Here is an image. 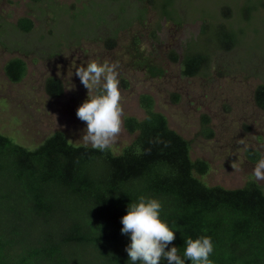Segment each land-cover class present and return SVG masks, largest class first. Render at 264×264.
Listing matches in <instances>:
<instances>
[{
    "label": "trees",
    "instance_id": "16d2710c",
    "mask_svg": "<svg viewBox=\"0 0 264 264\" xmlns=\"http://www.w3.org/2000/svg\"><path fill=\"white\" fill-rule=\"evenodd\" d=\"M30 1L38 4L44 0ZM99 1L102 17L106 4L125 13L119 17L120 26L105 40L110 46L119 30L144 22L145 5L157 13L156 30L162 20L176 25L183 22L174 0ZM233 2L238 7L257 2L253 7L247 5L251 13L264 9V0ZM137 4L141 8L126 14L127 7L133 9ZM220 9L222 18L214 22L199 18V35L183 44L182 76H209L213 55L237 46L236 33L230 27L232 8L222 5ZM16 28L28 33L33 23L20 18ZM139 42L134 37L130 47L136 64L151 77L161 76L162 70L139 52ZM172 54V61H177ZM3 72L9 82L19 83L26 74L25 62L12 58ZM44 88L51 98L63 92L61 81L54 77L45 80ZM254 103L264 111V84L256 87ZM138 104L144 118H124V129L135 138L119 154L73 145L58 132L34 149L0 134V264H132L125 251L130 234H122L121 219L142 195L161 202L160 219L176 237L169 249L177 247L182 259L188 238L208 236L214 246L213 264H264L262 187L252 180L233 190L207 186L202 177L209 172L208 163L191 159L189 141L169 128L166 117L154 110L150 95H140ZM208 123V117L202 115V131L211 136ZM248 155L253 161L259 159L258 153L248 151ZM160 264L167 261L162 259ZM185 264L192 262L185 259Z\"/></svg>",
    "mask_w": 264,
    "mask_h": 264
},
{
    "label": "rangeland",
    "instance_id": "374dc122",
    "mask_svg": "<svg viewBox=\"0 0 264 264\" xmlns=\"http://www.w3.org/2000/svg\"><path fill=\"white\" fill-rule=\"evenodd\" d=\"M226 1L174 0L183 22L176 25L162 21L159 30L155 29L157 13L145 5L144 22H133L119 30L115 44L110 46L105 40L125 16L114 4H106L102 17L99 0H44L38 4L0 0V134L28 149L36 148L56 132L73 145H83L79 139L86 123L78 119L76 111L88 92L75 71L92 60L108 61L118 74L122 120L143 119L138 98L150 95L154 110L166 117L169 128L189 141L191 159L208 163L209 172L202 177L207 186L233 190L252 180L264 192V181L252 175L258 161L248 155L252 151L260 158L264 156V112L254 103L256 87L264 84V9L251 13L247 5L253 7L257 2H244L239 8L235 0ZM222 5L232 8L230 27L236 33L237 46L213 55L209 76H181L180 64L171 60L170 52L180 56L183 44L199 35V18L212 22L222 18ZM132 8L127 7L126 14L141 5ZM20 18L32 21L30 32L16 28ZM134 37L140 41L139 52L163 71L161 77H151L147 69L136 64L130 50ZM15 57L26 65L25 77L19 83L9 82L3 72L5 63ZM48 77L61 81L60 97L46 94ZM202 115L209 119L211 136L202 131ZM134 138L135 134L128 133L122 124L109 149L119 154ZM238 159L242 163L237 171L231 164Z\"/></svg>",
    "mask_w": 264,
    "mask_h": 264
},
{
    "label": "clouds",
    "instance_id": "9594fccd",
    "mask_svg": "<svg viewBox=\"0 0 264 264\" xmlns=\"http://www.w3.org/2000/svg\"><path fill=\"white\" fill-rule=\"evenodd\" d=\"M75 75L88 92L87 99L76 111L78 119L86 123L79 140L85 147L90 145L103 152L116 142L123 124L118 74L108 61L92 60L86 66L77 67ZM241 163L238 159L231 167L238 171ZM252 175L257 181H264V156L255 164ZM161 208L159 200L142 195L137 203L128 206L127 214L122 217L121 232L130 234L131 242L125 251L132 264L138 261L141 264H160L162 259L167 264H185V259L192 264H213L210 259L214 251L211 237L188 238L184 259L178 254L177 247L169 249L176 237L175 232L160 219Z\"/></svg>",
    "mask_w": 264,
    "mask_h": 264
},
{
    "label": "flooded vegetation",
    "instance_id": "af4514ba",
    "mask_svg": "<svg viewBox=\"0 0 264 264\" xmlns=\"http://www.w3.org/2000/svg\"><path fill=\"white\" fill-rule=\"evenodd\" d=\"M145 10H146V11H145V15H146V14H147V9L145 8ZM162 21H166V20H162ZM182 21H183V20H182ZM166 22H167V21H166ZM168 22H169V21H168ZM154 32H155V31H154ZM181 52H182V49H181ZM172 53H175V52H174V51H171V52H170V57L173 55ZM175 54H176V53H175ZM176 55H177V54H176ZM177 57H178V58H177V61H175V62H179V64H180L181 53H180V56L177 55ZM171 60H172V58H171ZM159 69H160V68H159ZM160 70H161V69H160ZM162 72H163V71H162ZM162 75H163V74H162ZM162 75H161V76H162ZM161 76H158V77H161ZM181 76H182V75H181ZM183 77H185V76H183ZM185 78H203V77H185ZM50 98H51V97H50ZM263 112H264V111H263ZM255 153H257V152H255ZM259 158H260V155H259ZM258 160H259V159H258ZM258 160H257V161H258ZM252 161H253V160H252ZM257 161H255V162H257Z\"/></svg>",
    "mask_w": 264,
    "mask_h": 264
}]
</instances>
